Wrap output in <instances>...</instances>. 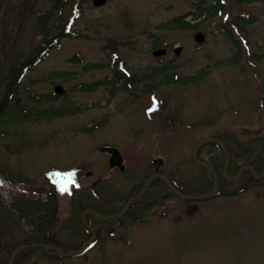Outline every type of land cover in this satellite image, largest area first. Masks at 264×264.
<instances>
[{
  "label": "rangeland",
  "instance_id": "1",
  "mask_svg": "<svg viewBox=\"0 0 264 264\" xmlns=\"http://www.w3.org/2000/svg\"><path fill=\"white\" fill-rule=\"evenodd\" d=\"M207 139L264 172V0H0V264H264V177L213 143L220 195L91 212L210 192Z\"/></svg>",
  "mask_w": 264,
  "mask_h": 264
},
{
  "label": "water",
  "instance_id": "2",
  "mask_svg": "<svg viewBox=\"0 0 264 264\" xmlns=\"http://www.w3.org/2000/svg\"><path fill=\"white\" fill-rule=\"evenodd\" d=\"M57 92L61 93L62 92V89L61 88H57L56 89ZM209 143H216L220 146L221 150L223 151V153L225 154L226 156V165H225V168H224V174L225 176L229 179V180H236V179H239L241 178L242 176V173L244 170L248 169L250 171H252V174L255 176V177H263L264 176V172L262 174H257V172L255 171L254 168H252L251 166H247V167H243L237 174V176L231 178V177H228L227 175V172H228V167H229V164H230V155L226 149V146L225 144L220 140V139H207V140H202L200 141L195 150H194V159L195 161L200 164L201 166H203L204 168H206L210 174L212 175L213 177V189L210 191V192H207L205 194H202V195H193V194H185L183 193L182 191H180L179 189H177L172 183L171 181L166 178L165 176L161 175V174H157V175H153L152 177L149 178V180L147 181V183L145 184L144 188H143V191L141 192L140 195H138L137 198H132L128 204L125 206L124 210L118 214L117 216H101L99 215L96 211H91L95 216L96 218H99V219H102V220H108V219H114V218H120L124 213L125 211L128 209L129 205L132 203L133 200L135 199H138L140 196H142L144 194V192H146V190L148 189L149 185L151 184V182L156 179V178H161L162 180L165 181V183L168 185V187L173 191L175 192L179 197L183 198V199H186V200H202V199H209V198H213L215 196H217L219 194V178H218V175L215 171V169L209 165L208 163L202 161L199 159L198 155H197V152L198 150L200 149L201 146L203 145H206V144H209ZM101 151L102 152H107V153H110L111 154V157L109 159V162H110V166L112 168L114 167H119L121 170H124V165H123V157L120 153V151L116 148H113V147H103L101 148ZM92 233H93V237L91 240H89L88 242H85L83 247L80 249V250H77V251H74V252H63L61 249L57 248V247H54V246H51V245H48V246H44V248H46L47 250L48 249H54L56 252L57 255L59 256H67V257H76V256H80L82 255L85 251H86V248L87 246L93 241V239L95 238V232L92 230ZM34 245H21L20 248H18L16 251L18 250H21V249H24V248H27V247H32ZM13 258L14 256L12 257L11 261L9 264H13Z\"/></svg>",
  "mask_w": 264,
  "mask_h": 264
},
{
  "label": "trees",
  "instance_id": "3",
  "mask_svg": "<svg viewBox=\"0 0 264 264\" xmlns=\"http://www.w3.org/2000/svg\"><path fill=\"white\" fill-rule=\"evenodd\" d=\"M237 20L238 21H236V23L237 24H240V25H244V24H246L248 21H245V20H243V17H241V16H239L238 18H237ZM57 39V38H56ZM56 39H54V40H56ZM53 40V41H54ZM53 41L52 42H50V44L48 45V46H46V47H44L43 48V50L41 51V53H43V55H45V54H47L48 52H49V50H51V48H52V43H53ZM40 57V56H39ZM215 146H217L218 147V145H216L215 144ZM219 148V147H218ZM220 149V148H219ZM213 166V165H212ZM257 168V167H256ZM260 168V167H259ZM259 168H257V169H259ZM246 190V188H244V189H241L239 192H244ZM222 193V192H221ZM40 223H41V221H40Z\"/></svg>",
  "mask_w": 264,
  "mask_h": 264
},
{
  "label": "flooded vegetation",
  "instance_id": "4",
  "mask_svg": "<svg viewBox=\"0 0 264 264\" xmlns=\"http://www.w3.org/2000/svg\"><path fill=\"white\" fill-rule=\"evenodd\" d=\"M110 157H111V155L109 156V159H110ZM200 160H202L201 158H200ZM202 161H204V160H202ZM204 162H206V161H204ZM208 163V162H207ZM123 164H124V171H125V169H126V165H125V157L123 158ZM248 166H251L252 168H254L255 169V171H256V168L255 167H253L254 166V164H252V165H248ZM243 167H247V165H243L240 169H239V171L243 168ZM114 170L115 169H119V167H114L113 168ZM120 170V169H119ZM121 171V170H120ZM246 171H249L250 172V170H248V169H246V170H244L243 171V173L242 174H244ZM252 172V171H251ZM258 179V178H257ZM93 191V190H92ZM134 203H132V205H133ZM132 205H130L129 206V208L125 211V213H124V215L128 212V210L130 209V207L132 206ZM124 208H125V206H124ZM97 235V234H96Z\"/></svg>",
  "mask_w": 264,
  "mask_h": 264
},
{
  "label": "snow or ice",
  "instance_id": "5",
  "mask_svg": "<svg viewBox=\"0 0 264 264\" xmlns=\"http://www.w3.org/2000/svg\"><path fill=\"white\" fill-rule=\"evenodd\" d=\"M56 175H62V174H60V173H57ZM67 175H69V177L72 175L71 173H69V174H67ZM61 191H63V192H67L68 191V188L67 187H65V186H62L61 187Z\"/></svg>",
  "mask_w": 264,
  "mask_h": 264
}]
</instances>
